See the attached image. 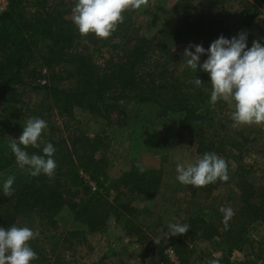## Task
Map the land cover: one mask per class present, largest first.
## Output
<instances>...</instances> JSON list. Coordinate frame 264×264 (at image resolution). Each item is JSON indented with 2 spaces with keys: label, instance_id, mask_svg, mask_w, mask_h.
Returning a JSON list of instances; mask_svg holds the SVG:
<instances>
[{
  "label": "trees",
  "instance_id": "trees-1",
  "mask_svg": "<svg viewBox=\"0 0 264 264\" xmlns=\"http://www.w3.org/2000/svg\"><path fill=\"white\" fill-rule=\"evenodd\" d=\"M76 3L77 0H9L0 14V106L3 109L17 106L22 108V117L45 121L49 117L75 121L74 110L82 109L102 121H115L125 127L127 123L122 117L128 105L151 106L158 117L182 115L177 137L193 143L199 159L204 153L212 152L224 160L241 162L245 146L251 145L249 139L216 136L224 130V125L217 120L221 100L211 102V78L191 74L182 63L184 51L190 45H202L207 52L221 35L231 39L221 20L226 0H177V20L167 23L150 38L130 35L137 10L129 9L123 13L124 22L118 24L108 41L94 33L81 35L72 13ZM252 18L254 15L246 16L242 25L248 27ZM207 59V55L201 56V65ZM196 77L203 85L194 84ZM27 95L39 97V101H32L31 97L25 101ZM6 119V124L0 127V171L17 162L10 144L22 135L21 131L13 135L12 121ZM106 140L105 136L78 130L65 132L48 125L38 141L39 148L20 145L30 156L43 155L47 143L56 149L53 159L57 168L53 177L43 173L34 177L29 170V181L12 193L5 195L0 188V227H28L39 232V236L29 241L38 255L30 264H60L56 243L72 247V241L80 238V232L71 230L56 235L58 217L63 211L67 210L76 223L85 227V232L92 234L103 231L112 217L121 216L116 213L117 198L109 201V190L117 194L122 186L156 196L160 177L154 170L133 169L109 188L103 187L108 168ZM252 149L264 155V144L252 145ZM251 169L241 164L234 168L237 187L242 192L239 215L250 223L264 225V196L261 189L246 181ZM89 182L97 187L95 192ZM220 183L218 179L200 190ZM209 232L213 235H207L205 241L227 234L235 237L225 239L227 247H222L220 255L209 254L210 261L229 264L233 250H243L239 242L241 230L234 233L227 229L222 235L213 226L204 227L203 234ZM48 234H51L48 242H53L49 253L52 256L43 247L44 236ZM175 256L177 264H188L179 249ZM152 264L174 263L162 253Z\"/></svg>",
  "mask_w": 264,
  "mask_h": 264
},
{
  "label": "rangeland",
  "instance_id": "rangeland-1",
  "mask_svg": "<svg viewBox=\"0 0 264 264\" xmlns=\"http://www.w3.org/2000/svg\"><path fill=\"white\" fill-rule=\"evenodd\" d=\"M8 2L9 0H0L5 9ZM248 15H254V18L245 27L242 22ZM178 17L177 0H148L146 6L137 10L130 35L150 38ZM221 20L231 38L245 32L248 45L252 46L254 41H258L264 46V0H226ZM109 38L111 36L103 40L108 41ZM187 70L195 76L210 77L200 67L197 71L188 67ZM29 97L32 101H39V97L31 95L25 96V101ZM220 100L222 105L218 109L217 120L224 125V130L216 136L226 134L234 139L247 137L251 145L245 146L240 163L225 160L228 165L227 181L220 180V184L204 191L181 184L177 180V164L187 167L199 160L195 145L177 137L182 120L180 114L158 117L157 111L151 106L131 104L125 108L126 115L122 117L123 122L127 123L125 127L118 126L115 121H102L82 109L74 110L75 121L47 118V126L60 127L65 132L78 130L84 134L106 137L108 168L103 187L109 188L111 183L133 169L154 170L160 177L159 190L153 197L122 186L118 187L117 194L109 190V201L117 198L116 213L121 216L118 219L112 217L101 232H85L84 226L76 223L67 210L63 211L58 217L59 228L56 235L71 230L80 232L81 236L72 241V247L56 243L60 264H152L162 253L165 255L164 251L168 246L173 247L175 252L179 249L188 264H209L208 255H220L222 247H227L225 239L233 235L227 234L222 238L213 237L212 241H205L207 235H213L210 232L203 234V229L207 226L217 228L222 235L227 229L234 233L241 230L239 242L243 250H233L229 264H264V225L259 222L250 223L239 215L242 192L237 187L238 180L234 174L236 165L250 166L252 169L246 176V181L261 189L264 196V155L257 154L252 149V145L259 147L264 144V124H237L233 119L235 101L231 98ZM22 115L20 107L3 109L0 106V127L6 124L8 117L13 125L12 134L19 135L18 131L23 133L30 118ZM9 176L15 177L10 193L30 179L28 167L21 168L16 162L12 167L0 171L2 190L3 183ZM88 184L92 192L97 190L94 183ZM221 207H231L235 213L227 227L223 223ZM169 223L188 224L190 230L183 235L170 236ZM50 235L44 236L46 239L43 241L47 254H51L52 250L53 242H48L47 239ZM157 239L160 244L155 242Z\"/></svg>",
  "mask_w": 264,
  "mask_h": 264
},
{
  "label": "clouds",
  "instance_id": "clouds-1",
  "mask_svg": "<svg viewBox=\"0 0 264 264\" xmlns=\"http://www.w3.org/2000/svg\"><path fill=\"white\" fill-rule=\"evenodd\" d=\"M148 0H77L72 9L74 23L81 35L94 33L99 38H108L118 26L124 22L127 10H139L146 6ZM192 48L195 49L194 53ZM207 55L208 59L201 65V56ZM182 63L193 71L200 67L211 78V102L218 99L235 101L233 119L237 124L253 123L264 124V46L254 41L249 49L247 34L241 32L238 37L230 40L221 35L211 43L210 48L204 49L202 45H190L185 49ZM196 86L203 85L197 77L194 79ZM47 128V122L41 118L28 120L19 140L13 139L10 144L11 151L16 157L17 164L23 168L29 167L30 175L39 176L41 173L49 178L53 177L57 163L53 159L56 151L52 143H47L43 148V155L32 154L22 149L20 145L39 148L38 141ZM143 172V169H140ZM177 180L184 185L197 188L216 182L218 179L227 181V162L217 154L208 152L196 164H177ZM15 177L9 176L3 183V192L8 195L13 188ZM224 215L225 227L235 215L231 207H221ZM170 236H179L190 230V225L169 223ZM39 236L28 227L10 228L0 227V264H30L38 259L37 253L30 247L29 241ZM157 244L160 241L155 240ZM209 264H218L212 260Z\"/></svg>",
  "mask_w": 264,
  "mask_h": 264
},
{
  "label": "built area",
  "instance_id": "built-area-1",
  "mask_svg": "<svg viewBox=\"0 0 264 264\" xmlns=\"http://www.w3.org/2000/svg\"><path fill=\"white\" fill-rule=\"evenodd\" d=\"M5 10V5L0 3V14ZM165 255L167 256V258L170 260V262L176 264V256L173 250V247L168 246L165 251H164Z\"/></svg>",
  "mask_w": 264,
  "mask_h": 264
}]
</instances>
